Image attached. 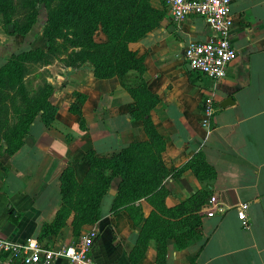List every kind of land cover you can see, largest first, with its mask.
<instances>
[{"label":"crops","instance_id":"crops-1","mask_svg":"<svg viewBox=\"0 0 264 264\" xmlns=\"http://www.w3.org/2000/svg\"><path fill=\"white\" fill-rule=\"evenodd\" d=\"M229 11L232 22L228 38L236 55L219 78L197 72L183 58L186 40L209 35L198 15L174 21L166 12L158 25L128 43L143 55L141 75L155 96L148 114L164 139V159L176 165L200 150L214 170L208 182L210 201L197 211L198 231L187 239L184 248L168 241L164 257L158 258L153 239L138 242V226L131 223L126 212L110 211V198L103 207V196L99 218L82 224L77 234L94 231L88 253L97 263L264 264V0H231ZM9 40L0 32V64L11 52H2ZM59 66L44 72L45 82L52 86L49 99L56 105L51 124L43 125L36 115L17 148L8 153L0 143V235L19 242L35 237L47 248L77 237L69 221L54 231L40 232L60 205L61 169L69 164L76 176L81 175L86 167L81 154L88 147L102 151L103 137L114 150L146 138L140 120L129 112L134 100L116 75L114 86L108 88L114 91V105L102 100L90 102L93 85L99 81L109 85L110 80L93 76L84 63L74 72L86 93L79 109L87 128L80 129L67 110L73 99L70 82L59 84L74 73L69 66ZM207 94L213 98L214 112L204 124L201 98ZM227 95L232 101L218 105ZM104 105L114 122V137L103 132ZM91 120H96L93 127ZM183 178L191 189L199 184L188 170L179 177H166L164 184L171 190L166 203L187 194ZM242 202L246 204V227L240 225L236 213ZM50 264H65V259L57 256Z\"/></svg>","mask_w":264,"mask_h":264},{"label":"rangeland","instance_id":"rangeland-1","mask_svg":"<svg viewBox=\"0 0 264 264\" xmlns=\"http://www.w3.org/2000/svg\"><path fill=\"white\" fill-rule=\"evenodd\" d=\"M55 1L56 0H49L50 6H53ZM11 2L14 6L9 11L10 17L18 21L20 28L21 23L26 20V18H23L22 21L19 19L21 17V15H19L21 12L20 8H22L20 7L21 0H11ZM75 2L76 0L73 1V3ZM148 2L156 9L164 10V14L160 18L161 20L166 15V7L160 2V0H148ZM99 3L101 6L108 7L112 13H114V8L116 6L117 10L120 12H124L126 9V0H99ZM73 6H75V4H73ZM34 8L33 18L29 20L28 25L12 34H8L4 30V16L0 10V32L4 37H10V40L5 44L7 46L6 50L2 52L8 53L11 51L10 53H12L26 49L35 50V58L24 61L25 74L23 80L26 84L25 87L27 88V94H32L31 97L35 98L36 95L41 92V90L37 92V89L40 86H43L41 89L46 91V86H44V84L47 83L45 82V76H47L44 74L45 70H55V66L60 67L59 65H63L69 66L70 71L74 73L78 66H81L83 63L89 65L90 68L92 64H95L98 70H110L113 73L107 77H97L102 79L108 78L110 80L109 85L106 84V81H99L94 84V87L92 86L94 90L90 102L102 100L104 103H112V105H114V96H112L114 95V91L108 89L114 86V55L104 52L102 49L104 48L103 46H97L94 44L95 42L103 43L106 37L99 25H96V27L88 33V26L92 23V17L87 15L89 14L88 11H77L75 17L72 19V24L64 23L63 25L58 26L59 33L48 36L45 30L47 23V7L43 2L39 1ZM40 66H43L44 68L37 69V67ZM73 75L74 77L68 79L65 78L64 80L62 79L59 84L62 82L61 85H63L66 81L70 82V93L73 95V99L69 101V103L72 101L76 102L79 107V103L85 99L86 93L84 87L78 83L79 74L74 73ZM111 81H113V84ZM76 94H78L77 97ZM11 95L14 98V103L12 102V107L9 110V112H11L10 117L8 118L9 124H13L17 119V116L20 115L22 108L21 102L24 101L16 92H12ZM108 107H110V105H108ZM105 109L104 105L102 111V113L104 112V120L101 122L103 123V132L114 137V122L113 119H111V115L108 117V112ZM71 114L73 115L72 119L75 124L79 127V116L77 114ZM83 120L85 128L84 117ZM96 120H98V118H96ZM96 120H91L92 127ZM65 135H67L66 138H68V134ZM153 143L154 144L144 143L139 145L138 148H132L133 154L128 157L130 165L133 166L131 167L133 172L136 170L139 171L140 162L148 163L151 162V160L157 162L155 167L156 170H158L157 172L147 175V178L152 177L153 180L158 179L156 186H154L153 189L148 190L151 192L137 196L132 200L124 199V194H126L127 190L118 188L117 183L120 179V175L117 172H114V169L110 166V163L107 160L112 153L119 149V147L116 150H114V148L110 149L111 145H109V142L103 137L101 145L102 151L95 152L91 147L86 148L84 152H86L85 155L87 159H83L86 162V167L79 176H76L73 168H71L69 182L65 186L67 199L65 201V208H63L65 213L64 221L70 222L71 220H75L76 216L81 218L84 213L92 214L94 208H96L94 201L98 192L101 191L102 193L99 198V203L102 197L105 196L102 201V206L104 207L107 198H110L111 204L112 198L114 199V194L117 191H120L122 194L118 201L120 206L115 210L126 212L131 223L134 226H138V234L141 235L140 237L145 243L149 239H153L156 247L157 242L158 244H160L159 242H164L165 251L168 241L173 245H176L177 248H184L186 243L184 246L180 247L175 238H181L183 232L198 229L197 211L202 210L204 206L197 208V204L199 200H204L207 204L209 203L210 196L208 195V182L211 176L209 175L208 170H196L198 163L196 159L192 160V157H190L194 152L181 163L173 165L169 164V162L162 156L164 145H162L157 138H155ZM87 151L90 152L87 153ZM187 163H191V165ZM161 166H163V168L162 170H159ZM184 170H188V173L193 175L196 183L198 181L199 184H195L194 189H191L192 187L188 185L187 181L183 178V187L187 188V194L171 204L166 203L165 198L171 193V190L164 184V179L168 176L179 177ZM160 173H164V175L157 177ZM150 183L151 181H140L139 186L140 188H145L147 184ZM109 188L113 189L112 193L109 192ZM78 198L80 200H87L86 204H81V206L78 205ZM114 207L115 205L113 202L112 208ZM93 222L94 221L85 223L88 224Z\"/></svg>","mask_w":264,"mask_h":264},{"label":"trees","instance_id":"trees-1","mask_svg":"<svg viewBox=\"0 0 264 264\" xmlns=\"http://www.w3.org/2000/svg\"><path fill=\"white\" fill-rule=\"evenodd\" d=\"M39 1L43 2L47 7V23L45 30L48 36L59 33L58 26L63 25L64 23L72 24V19L75 17L77 11H88L89 14L87 15L92 17V23L88 26V33H90L96 25H99L100 29L105 34L106 39L103 43L95 42L94 44L97 46H103L104 48L102 49L104 52L114 55V75L118 77L120 83L125 86L126 90L133 98L134 104L131 105L129 112L135 118L140 120L142 129L146 134L145 139L132 140L127 144L120 146L119 149L112 153L107 160L109 161L110 166L114 169V172H117L120 175V179L117 183L118 188L127 190L126 194H124L125 200H132L137 196L151 192L148 190H151L156 186L158 179L153 180L152 177L147 178V175L158 171L155 167L157 162L153 160L148 163L140 162L139 171L136 170L133 172V169L131 168L133 166L130 165L128 157L133 154L132 148H138L139 145L144 143L154 144L153 141L155 138L164 145V139L155 129L148 114V109L154 103L155 96L146 88L141 75L143 70V55L137 54L134 49H131L128 46V43L136 40L146 31L158 25L160 18L164 14V10H158L151 6L148 0H126L125 11H118L116 6L114 8V13H112L108 7L101 6L99 0H76L75 3H73L75 0H56L53 3V6H50L49 0H21L20 7L22 8H20L21 12L19 15H21V17L19 19L22 21L23 18H26V20L21 23L19 28L18 21L10 17L9 11L14 6L11 0H0V10L4 16V30L8 34H12L28 25L29 20L33 18L34 7ZM73 4H75V6H73ZM34 53V49L12 52L4 62L0 64V143L5 145V151L8 153L21 144L22 136L27 132L30 122L36 115L45 126L51 124L54 119L56 105L49 99L51 91V86L49 84H44V86H46V91L41 89L43 86H40L37 89V92L40 90L41 92L37 94L38 96L36 95L35 98L31 97L32 94H27V88L25 87V82L23 80L25 74L24 61L34 59ZM91 70L92 74L96 77H107L113 73L110 70L100 71L95 64L91 65ZM129 71L130 73H128ZM123 79L126 80L124 81ZM12 92H16L24 101L21 102L22 108L20 115L17 116V119L13 124H9L8 118L11 113L9 110L14 101V98L11 95ZM77 95L78 94H76V97ZM67 110L79 116L78 125L80 128H84V120L77 103L73 101L68 103ZM89 152L90 151H87V153ZM85 154L86 152L81 154V158L84 160L87 159ZM190 157H192V160L196 159L198 163L196 170H208L209 175L212 177L214 170L212 166L204 160L200 150L194 152ZM187 164L191 165V163ZM71 168V165L66 164L59 173L60 205L55 211L53 218L42 225L40 231L41 234L54 231L58 226L65 222V213L63 210L67 199L65 186L69 182ZM162 168L163 166H161L159 170H162ZM163 175L164 173H160L157 177ZM145 180L148 182L151 181L152 184L150 183L147 184L145 188H140L139 182ZM101 194V191L96 194L94 201L96 208H94L92 214L84 213L81 218L76 216L75 220L69 222L74 235L78 234L79 228L83 223L95 221L99 218L100 213L98 211V203ZM120 196H122L120 191H117L114 194V199L112 198L110 204V211H115V209L120 206L118 202ZM86 202L87 200H80L78 198V205L81 206V204H86ZM113 202L115 205L114 208H112ZM205 205H207V202L199 200L197 208ZM197 216L199 225V215ZM197 231L198 229L189 230L183 232L181 238H175L178 246H184L186 239ZM140 236L141 235L138 234V242L142 239ZM159 243L160 244L157 242L155 247L156 257L163 258L165 254L164 242Z\"/></svg>","mask_w":264,"mask_h":264},{"label":"built area","instance_id":"built-area-1","mask_svg":"<svg viewBox=\"0 0 264 264\" xmlns=\"http://www.w3.org/2000/svg\"><path fill=\"white\" fill-rule=\"evenodd\" d=\"M168 15L174 21H181L189 15H198L207 26L209 35L201 39H188L183 44L182 55L185 62L197 72L219 78L224 75L225 66L234 58L236 50L229 41L232 22L229 6L231 0H162ZM204 113L202 123L207 124L214 112V101L207 94L201 98ZM242 202L236 213L242 227L248 225ZM210 213V212H208ZM94 231L79 234L74 242L56 248H47L35 237L23 241H12L0 235V264H50L57 256L65 259V264H99L88 253Z\"/></svg>","mask_w":264,"mask_h":264},{"label":"water","instance_id":"water-1","mask_svg":"<svg viewBox=\"0 0 264 264\" xmlns=\"http://www.w3.org/2000/svg\"><path fill=\"white\" fill-rule=\"evenodd\" d=\"M229 101H232V98H231L230 95H227V96L223 97L221 100H219L218 105L225 106L227 103H229ZM109 192L112 193L113 192V189L112 188H109ZM74 240H75V236H72L71 242H74Z\"/></svg>","mask_w":264,"mask_h":264}]
</instances>
